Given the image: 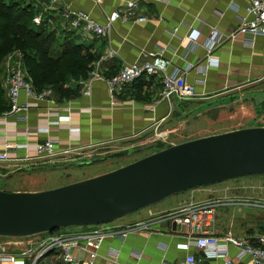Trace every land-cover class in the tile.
I'll list each match as a JSON object with an SVG mask.
<instances>
[{"label":"crops","instance_id":"1","mask_svg":"<svg viewBox=\"0 0 264 264\" xmlns=\"http://www.w3.org/2000/svg\"><path fill=\"white\" fill-rule=\"evenodd\" d=\"M127 1L133 0H60L55 11L42 13L43 24L54 30L60 39L70 33L98 58L89 76L80 81L76 96L60 98L52 87L38 90L28 76L35 95L22 90L19 103H26L29 108L18 112L9 111L8 75L0 73L3 93L0 97V147L7 141L24 143L27 146L17 150L19 156L33 158L5 163L7 166L36 160L37 143L48 138L58 141L57 151L69 150L53 159H45L48 162L67 159L80 162L91 159L93 153L102 149L112 150H106L107 153L129 148L146 151L142 158L162 146L174 144L172 137L182 122L189 120L193 106L215 107L246 88H264V36L253 38L241 33L228 36L246 16V0H134L137 6L132 15L126 20H116L112 32L101 37L84 35L72 25L73 17L64 16L67 10L79 11L105 23L113 11L125 10ZM32 8L35 13L41 12L40 4L34 3ZM140 16L147 17V21H136ZM213 29L221 33V38L207 55L208 38ZM192 31L197 35L195 44L189 39ZM208 56L212 63L206 66ZM154 57L167 61L165 72L168 74L190 64L186 77L195 86L196 96L190 100H162L164 72L142 75L121 89L110 91L109 78L125 63ZM94 73L99 76L92 78ZM47 90L51 94L39 97ZM57 119L59 122L50 124ZM28 127H49V130L38 133ZM5 189L9 188H0ZM206 199L209 198L194 188L114 222L115 229L139 222L144 225L124 239L107 236L98 250V261L100 264H178L187 252H194L199 264H222L220 258L183 245L184 227L174 228L171 221L164 218L167 213L191 202ZM74 254L79 259L87 255L82 248L76 249ZM57 256L60 259L50 260L49 264H66L59 254Z\"/></svg>","mask_w":264,"mask_h":264},{"label":"water","instance_id":"2","mask_svg":"<svg viewBox=\"0 0 264 264\" xmlns=\"http://www.w3.org/2000/svg\"><path fill=\"white\" fill-rule=\"evenodd\" d=\"M134 152L123 149L107 158ZM96 160L100 159L78 164ZM249 175H264V126L173 144L106 173L51 189L0 190V236L106 224L174 193Z\"/></svg>","mask_w":264,"mask_h":264},{"label":"built area","instance_id":"3","mask_svg":"<svg viewBox=\"0 0 264 264\" xmlns=\"http://www.w3.org/2000/svg\"><path fill=\"white\" fill-rule=\"evenodd\" d=\"M29 5L34 3L41 5V12L35 13L33 21L36 25L43 23L42 15L45 11H55L60 0H26ZM137 6L136 1H127L125 10H115L108 17L105 23L98 22L87 13L67 10L64 13L66 18L73 17L72 25L79 28L81 32L89 37H101L109 35L114 29V22L118 19H127L132 15V10ZM246 16L241 18L239 25L228 36L233 37L236 33L255 37L264 36V0H246ZM250 16V18H249ZM80 20L83 21L80 24ZM138 22L147 21V17L140 16ZM177 27L174 29V33ZM196 31H192L189 39L192 44L196 43ZM221 38V33L213 29L209 35L210 47L207 49L209 55ZM208 56L206 64L212 61ZM167 61L154 57L142 62L125 63L122 68L109 78L110 91L113 93L124 85L131 83L142 75H154L164 72L161 79L160 95L162 100L171 101L173 98L190 100L196 96L195 86L187 80L186 73L191 65L175 73L165 72ZM98 73L92 74V78L98 77ZM22 90L28 95H35L29 77L25 70L17 65L8 74V97L11 112L27 110L28 104H20L19 97ZM49 90L43 91L39 97L49 95ZM65 118V117H64ZM59 119H62L59 117ZM52 121L50 124H55ZM30 131L38 133L47 132L49 127L44 129L29 128ZM58 141L46 139L36 145V158L53 159L69 150L57 151ZM27 144L7 141L0 147V163H15L29 161L30 156L20 157L17 150L26 147ZM34 157V158H35ZM225 200L206 199L198 202H191L175 211L167 213L164 218L170 220L176 226L184 227L186 240L183 245L188 248L198 249L209 257L220 258L222 264H264V235L255 234L249 238H241L229 233H216L215 221L216 212L219 206L225 204ZM143 222L129 225L125 228L107 229L103 226H87L79 230L68 229L57 233L42 232L24 237L0 236V264H37L41 258L52 254H59L66 264H100L98 261V250L101 248L107 236L117 235L126 238L129 234L143 226ZM82 248L87 256L79 259L74 251ZM234 252H231V250ZM161 264H166L162 262ZM178 264H199L194 252H187Z\"/></svg>","mask_w":264,"mask_h":264},{"label":"rangeland","instance_id":"4","mask_svg":"<svg viewBox=\"0 0 264 264\" xmlns=\"http://www.w3.org/2000/svg\"><path fill=\"white\" fill-rule=\"evenodd\" d=\"M0 1L6 3L15 1L19 7L28 4L26 0ZM4 47L5 50L0 57V73L3 72L8 75L9 71L17 65L26 70L21 49L12 43H5ZM191 109L193 111L190 113L189 120L182 122V126L172 137L174 144L235 129L264 126V88H246L236 94H231L221 103H217L215 107L201 104L193 106ZM106 150L112 151L111 149L97 150L92 154L91 159L100 160L89 164H78L77 160L69 159L65 162L60 160L48 162L44 158L10 166H7V163H0V173L2 174L0 176V188L19 189L20 191L51 189L106 173L133 162L147 153L146 151H136L132 155L109 159L107 155L110 152L107 153ZM196 190L200 191L206 198L226 201L225 204L218 207L216 212V233H229L241 238H249L255 234L264 235V175L237 177L216 184L201 186ZM186 191L174 193L171 196ZM169 197L163 199L162 202L168 201ZM155 204L147 207H152ZM147 207L142 209H147ZM136 212L96 226L114 229V222L127 219ZM80 228L83 227L57 228L51 233L68 229L79 230ZM57 255L52 254V256L41 258L37 264H49L50 260H59Z\"/></svg>","mask_w":264,"mask_h":264},{"label":"trees","instance_id":"5","mask_svg":"<svg viewBox=\"0 0 264 264\" xmlns=\"http://www.w3.org/2000/svg\"><path fill=\"white\" fill-rule=\"evenodd\" d=\"M34 15L32 5L19 7L15 1H0V57L5 43L15 44L23 52L26 71L36 89L52 87L60 98L78 95L80 81L89 76L98 56L70 33L60 39L45 24L36 25ZM2 94L0 89V97Z\"/></svg>","mask_w":264,"mask_h":264}]
</instances>
